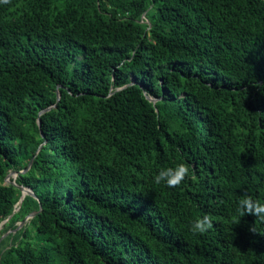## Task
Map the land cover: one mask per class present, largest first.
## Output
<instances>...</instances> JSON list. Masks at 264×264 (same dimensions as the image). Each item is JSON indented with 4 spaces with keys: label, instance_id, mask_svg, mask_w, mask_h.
Segmentation results:
<instances>
[{
    "label": "trees",
    "instance_id": "obj_1",
    "mask_svg": "<svg viewBox=\"0 0 264 264\" xmlns=\"http://www.w3.org/2000/svg\"><path fill=\"white\" fill-rule=\"evenodd\" d=\"M245 194L264 203V0L0 2V264H264Z\"/></svg>",
    "mask_w": 264,
    "mask_h": 264
},
{
    "label": "clouds",
    "instance_id": "obj_2",
    "mask_svg": "<svg viewBox=\"0 0 264 264\" xmlns=\"http://www.w3.org/2000/svg\"><path fill=\"white\" fill-rule=\"evenodd\" d=\"M0 2L8 3L9 0H0ZM189 175V168L187 165L181 163L175 168H164L154 177L156 184L165 183L168 187H178ZM240 217L245 215H253L261 221H264V203L253 199L251 195L245 194L240 200L237 208ZM213 227L211 218L204 215L197 219L193 224L191 231L193 233L203 234ZM251 231H255L252 227Z\"/></svg>",
    "mask_w": 264,
    "mask_h": 264
},
{
    "label": "water",
    "instance_id": "obj_3",
    "mask_svg": "<svg viewBox=\"0 0 264 264\" xmlns=\"http://www.w3.org/2000/svg\"><path fill=\"white\" fill-rule=\"evenodd\" d=\"M60 99V94H58V100ZM51 109V107L50 108H48V109H46V110H44V111H42L40 114H42V113H44V112H46V111H48V110H50ZM38 123H39V125H40V121L38 120ZM31 164H32V162H30V164H29V166H28V169H29V167L31 166ZM26 170H24V171H22V172H11L10 174H9V176L6 178V183H11V177H12V175H14V179L18 176V174H21V173H24ZM13 184L15 183L14 181L12 182ZM20 188V190L22 191V196H21V199H20V201H19V204H21V202L23 201V199H24V197H25V195H34L33 194V192H32V190L31 189H28V188H25V187H19ZM19 208H16V210L15 211H17ZM36 214L34 213V214H31V215H29V216H27L26 218H25V220L23 221V222H21L20 223V227H22L29 219H31V218H33L34 216H35Z\"/></svg>",
    "mask_w": 264,
    "mask_h": 264
},
{
    "label": "rangeland",
    "instance_id": "obj_4",
    "mask_svg": "<svg viewBox=\"0 0 264 264\" xmlns=\"http://www.w3.org/2000/svg\"><path fill=\"white\" fill-rule=\"evenodd\" d=\"M12 177H14V175H12Z\"/></svg>",
    "mask_w": 264,
    "mask_h": 264
}]
</instances>
